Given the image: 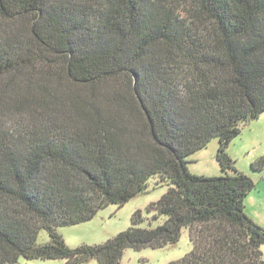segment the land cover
Here are the masks:
<instances>
[{"label":"trees","instance_id":"16d2710c","mask_svg":"<svg viewBox=\"0 0 264 264\" xmlns=\"http://www.w3.org/2000/svg\"><path fill=\"white\" fill-rule=\"evenodd\" d=\"M262 113L264 0H0V264H121L182 230L191 251L168 264H264L254 183L226 152ZM214 139L222 175L190 174ZM153 178L165 194L126 231L76 248L57 233Z\"/></svg>","mask_w":264,"mask_h":264},{"label":"rangeland","instance_id":"374dc122","mask_svg":"<svg viewBox=\"0 0 264 264\" xmlns=\"http://www.w3.org/2000/svg\"><path fill=\"white\" fill-rule=\"evenodd\" d=\"M217 149L218 141L214 139L205 149L188 157L189 173L205 177L222 175L216 159ZM226 152L233 161L234 169L253 181L254 189L245 198V211L259 227L264 228V171L255 173L250 168L252 162L264 156V113L257 119L240 125L239 136L229 144ZM158 182L157 179H151L148 193L133 198L121 208L109 205L99 211L91 221L72 227L58 228L57 233L63 237L69 248L105 243L131 226V216L134 212L139 210L145 215L146 208L165 194L167 187ZM151 215L147 216L148 219ZM163 220L164 218H160L158 223H162ZM141 227H147V222H144ZM48 241L47 233L41 231L38 243L44 244ZM191 248L188 232L182 230L176 246L160 250L144 249L138 252L127 249L123 252L121 264H168L182 259L191 251ZM261 250L264 256V246ZM17 264H63V261L20 258ZM87 264H97V262L92 260Z\"/></svg>","mask_w":264,"mask_h":264}]
</instances>
